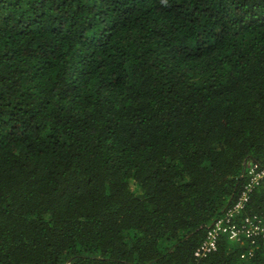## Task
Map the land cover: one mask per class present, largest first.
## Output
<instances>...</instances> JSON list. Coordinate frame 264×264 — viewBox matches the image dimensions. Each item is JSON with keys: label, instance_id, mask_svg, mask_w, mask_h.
I'll list each match as a JSON object with an SVG mask.
<instances>
[{"label": "trees", "instance_id": "16d2710c", "mask_svg": "<svg viewBox=\"0 0 264 264\" xmlns=\"http://www.w3.org/2000/svg\"><path fill=\"white\" fill-rule=\"evenodd\" d=\"M250 161L264 0H0V264H264Z\"/></svg>", "mask_w": 264, "mask_h": 264}, {"label": "built area", "instance_id": "2783aa9c", "mask_svg": "<svg viewBox=\"0 0 264 264\" xmlns=\"http://www.w3.org/2000/svg\"><path fill=\"white\" fill-rule=\"evenodd\" d=\"M245 176L246 181L236 201L207 227L204 239L196 248L194 256H204L215 250L218 238L221 235L234 242L243 238L253 241L257 236H264V220L257 214L245 216L238 222L235 218L248 202L255 187L264 181V165H260L255 161L248 162ZM262 206L264 208V199Z\"/></svg>", "mask_w": 264, "mask_h": 264}]
</instances>
